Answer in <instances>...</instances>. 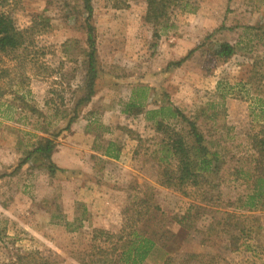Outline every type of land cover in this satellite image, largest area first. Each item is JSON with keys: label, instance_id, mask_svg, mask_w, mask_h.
Returning <instances> with one entry per match:
<instances>
[{"label": "rangeland", "instance_id": "rangeland-1", "mask_svg": "<svg viewBox=\"0 0 264 264\" xmlns=\"http://www.w3.org/2000/svg\"><path fill=\"white\" fill-rule=\"evenodd\" d=\"M0 2L19 29L37 15L49 23L26 51L0 54V264L33 251L57 264H121L103 240H92L93 230L117 232L145 193L159 207L144 219L158 246L143 264H264V211L245 207L257 175L249 137L264 125V0H189L172 9L159 40L144 22L145 0H91L97 76L81 104L88 52L81 0ZM222 42L235 47L226 61L214 57ZM190 51L180 66H167ZM142 87L138 111L129 105ZM168 104L195 121L219 161L225 206L201 208L198 217L192 210L187 229L176 219L190 200L156 183L161 136L145 119ZM53 135L54 174L39 156L14 171ZM235 237L250 250L230 246Z\"/></svg>", "mask_w": 264, "mask_h": 264}, {"label": "trees", "instance_id": "trees-1", "mask_svg": "<svg viewBox=\"0 0 264 264\" xmlns=\"http://www.w3.org/2000/svg\"><path fill=\"white\" fill-rule=\"evenodd\" d=\"M189 0H145L146 10L143 16L144 22L149 24L152 29V39L159 40L162 31L166 28L169 14L176 7H184ZM4 5L0 2V54H13L19 51H26L33 46L35 36L41 34L48 26V19L41 15L35 16L30 26L19 29L10 14L5 11ZM80 9L85 15L82 19V28L85 32V45L87 48V73L85 76L84 96L79 103L88 102L94 94V81L97 76L95 61V28L91 22L92 5L91 0H81ZM78 21V19H75ZM190 51L184 58L177 62L169 63L167 66H180L192 53ZM235 53V47L227 42L219 43L214 50V57L219 61H226ZM145 88H140L139 92L133 93L130 107L139 108L143 106L142 99L145 98ZM75 116L68 121L65 130H68L70 123ZM145 119L152 122L154 130L161 137L156 143V149L153 151L154 160L158 167L157 181L159 186L166 189H172L179 192L190 200L187 212L179 219L176 224L182 228L191 227V221L194 220L189 216L192 210H195L197 217L200 216L201 208H221L225 204L221 200L218 192V173L219 161L216 152L211 151L205 144L203 134L192 119L184 115L179 109L168 104L161 105L155 110L146 111ZM168 121H174L173 125ZM181 125L177 129L175 125ZM55 138H42L36 146L26 153L19 162L14 171L19 170L26 164L31 157L39 156L48 162L49 173L54 174L57 170L51 161V154L56 147ZM251 147L256 154V171L254 188L251 195L246 199L245 207L248 211H264V125L258 133L249 137ZM230 203H227V206ZM131 221L127 220L115 233H110L102 229L93 230L92 240H103V244L112 254H119L121 264H143L154 249L158 246L156 234L146 231L144 224L145 217L153 209L159 210V207L152 201L150 193H145L138 199ZM233 206V205H232ZM232 225L235 228L242 225L239 219H235L234 214L226 213ZM233 219H235L233 221ZM231 225V226H232ZM243 229L240 228L238 236H242ZM235 237L230 246L247 252L250 247L247 243L238 242ZM187 258H203L204 255H187ZM11 261L3 264H57L48 257L42 256L38 251L27 254H15ZM170 258H167L164 264H168ZM103 264V261H101Z\"/></svg>", "mask_w": 264, "mask_h": 264}, {"label": "crops", "instance_id": "crops-1", "mask_svg": "<svg viewBox=\"0 0 264 264\" xmlns=\"http://www.w3.org/2000/svg\"><path fill=\"white\" fill-rule=\"evenodd\" d=\"M111 148V145L110 144H108V145H106V147L104 148V150H103V154H107V152L109 151V149ZM109 154V153H108ZM104 157V156H103Z\"/></svg>", "mask_w": 264, "mask_h": 264}]
</instances>
